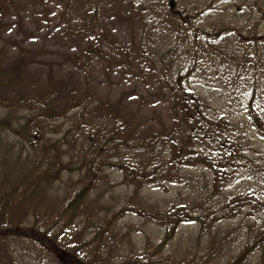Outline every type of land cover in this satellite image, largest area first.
I'll return each instance as SVG.
<instances>
[{
  "label": "trees",
  "instance_id": "trees-1",
  "mask_svg": "<svg viewBox=\"0 0 264 264\" xmlns=\"http://www.w3.org/2000/svg\"><path fill=\"white\" fill-rule=\"evenodd\" d=\"M49 1L39 3L46 6ZM215 1L210 2L211 7ZM10 8L23 13L14 0H0V13ZM198 17L197 13L180 14L178 21L184 24L196 50L186 56L182 68L173 69L164 83L186 125L187 133L179 142L158 134L132 138L116 110L107 102L93 99L92 94L55 108L49 102L54 82L46 91L12 101L0 100V264H23L18 249L27 243L47 253L55 264H264V193L258 200L249 191L231 197L225 190L230 174L238 171L256 183H264V160L246 158L248 148L239 143L235 135L238 129L229 115L213 112L191 90L197 55L206 56L208 52L206 57L215 62L224 56L221 51L214 54V46L207 44L209 49L200 54L199 38L215 45L221 31L208 25L201 28L196 22ZM97 18L95 12L93 19ZM149 22L154 24L150 31L156 29V20L151 18ZM255 38L246 35L242 40L251 44L258 42ZM142 47L153 56L155 66L151 69L160 78L162 71L167 72L166 66H171L172 58L179 55L173 48L152 54L146 42ZM89 55L101 56L85 51L80 58ZM227 60L235 64V71L223 67L219 70L228 73L232 80L227 83L229 87L243 83L245 73L233 59ZM25 71L16 74L4 70L0 62V87L21 83ZM226 72L222 73L225 78ZM230 98L233 108L237 98ZM255 101L252 87L245 100L249 114ZM260 134L264 135V126ZM190 166H200L212 175L204 182L202 199L188 205L179 195L181 202L175 199L161 205L142 196L149 187L164 189L169 182L182 184L180 172ZM108 170L120 172L131 187L120 207L103 202L107 195L112 196L104 175ZM71 174L78 177L72 179ZM102 185L109 189L105 186L102 190ZM243 208L250 210L255 223L240 238L241 244H233L232 234L223 236L220 232L221 224L238 216ZM126 216L159 226L157 241L145 236L143 247L132 245L131 230L124 231L120 225ZM183 224L196 225L198 232L186 239L183 257L176 258V253L169 255L166 250Z\"/></svg>",
  "mask_w": 264,
  "mask_h": 264
},
{
  "label": "rangeland",
  "instance_id": "rangeland-1",
  "mask_svg": "<svg viewBox=\"0 0 264 264\" xmlns=\"http://www.w3.org/2000/svg\"><path fill=\"white\" fill-rule=\"evenodd\" d=\"M14 2L23 8V13L18 14L11 8L0 13V62L4 70L16 74L25 68L26 76L17 85L0 87V100L12 101L23 95L46 91L54 82L49 102L55 108L92 94L93 99L107 102L116 110L118 119L131 130L132 138L158 134L179 142L187 133L186 125L164 83L176 66L175 70L183 67L186 56L195 53L190 34L184 31V24L178 18L180 14L197 13L196 22H200L201 28L208 25L221 31L215 45L211 40L206 42L199 38L200 54L209 49L207 45H212L214 54L221 51L224 56L220 63L206 57L208 52L206 56L197 55V71L191 77V90L213 112L224 117L229 115L238 129L235 135L239 143L248 148V153L244 154L246 158L264 160V135L260 134V128L264 126V0H216L213 7L210 5L212 0H50L46 6L39 0ZM95 12L97 19H93ZM151 18L157 22L152 31ZM156 31L165 34L159 35ZM246 35L256 36L258 42L247 44L242 40ZM144 42L152 54L165 52L168 48L179 54L172 58L171 66H166L167 72L162 71V78L151 69L155 66L153 56L144 52ZM85 51L87 54L99 52L101 56L89 55V58L81 59L80 55ZM227 57L245 73L243 83L232 87L227 84L232 80L226 71L219 70L223 67L235 71V64ZM244 58L245 63L242 62ZM223 72L227 73V78L222 76ZM252 87L256 101L253 113L249 114L245 100ZM232 96L237 100L230 108ZM180 173L184 179L182 184L169 182L164 189L149 187L142 196L150 203L161 205L175 199L181 202L180 196L186 204L202 199L204 182L212 175L200 166L184 167ZM104 175L110 189L105 186L112 196L107 195V201L103 202L120 207L131 187L118 171L108 170ZM70 176L72 179L78 177L76 174ZM230 176L225 190L231 197L249 191L261 199L264 183H256L242 171ZM64 180H68L67 175ZM103 185L101 188L105 190ZM254 219L250 217V210L243 208L238 216L225 220L219 230L223 236L232 234L233 244H241L240 238L248 233ZM120 225L124 231L131 230L132 245L136 248L143 247L145 236L156 242L161 230L135 216H126ZM197 232L196 225L183 224L166 254L176 253L174 257L182 258L186 239L194 238ZM18 251L23 264H55L48 259L47 253L28 243Z\"/></svg>",
  "mask_w": 264,
  "mask_h": 264
},
{
  "label": "water",
  "instance_id": "water-1",
  "mask_svg": "<svg viewBox=\"0 0 264 264\" xmlns=\"http://www.w3.org/2000/svg\"><path fill=\"white\" fill-rule=\"evenodd\" d=\"M170 7H172V3H170Z\"/></svg>",
  "mask_w": 264,
  "mask_h": 264
}]
</instances>
